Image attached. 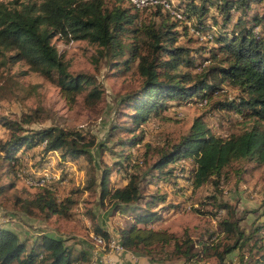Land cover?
Wrapping results in <instances>:
<instances>
[{
    "label": "trees",
    "instance_id": "obj_1",
    "mask_svg": "<svg viewBox=\"0 0 264 264\" xmlns=\"http://www.w3.org/2000/svg\"><path fill=\"white\" fill-rule=\"evenodd\" d=\"M252 2L262 3V0H184L173 3L183 9L185 16L184 20H177L159 6L135 8L129 3L125 7L115 2L106 5L104 0L0 1V55L3 51H12L7 58L9 61H23L29 70L54 82L65 98L72 99L73 94L89 81L83 74L68 71L67 63L51 43L52 38L83 40L95 46L98 55L108 56L111 60L122 56L128 45L129 52L121 64L127 67L129 62L135 61L141 81L136 92L121 101L131 103L128 117L135 128L144 124L152 113L164 110L167 102L205 99L207 103L209 97L219 95L213 92L221 89L222 82L226 81L237 93L232 98L215 101L214 105L234 112L242 121L245 117L250 121L236 133L218 136L210 132L203 115L199 114L175 143L159 150L157 158L148 164L151 172L167 167L163 170V178L190 182L194 188L204 183L215 187L219 179L227 178V170L238 178L248 171L244 170V164L250 165L249 170L264 165V39L257 26L264 19V13L248 14ZM146 9H153L152 16L159 17L157 25L141 21L140 12ZM211 9L213 14L209 13ZM207 15L220 19L221 26L208 20ZM233 16L237 20L245 19L244 23L250 20L252 24L238 30L235 29L238 22H233L231 30H222ZM190 28L211 32L207 42L216 44L208 50L212 62L199 70L196 66L201 63L187 57L188 49L176 44L184 34L192 35ZM180 67L186 70L179 71ZM192 67L196 73L187 70ZM210 78L216 82L212 83ZM98 95V90L92 88L86 98L92 101ZM2 125L9 132L0 140V158L14 172L19 170L16 167L25 151L32 159L36 154L42 156L37 171L27 172L31 177L40 173L52 150H58L60 156L70 162L80 156L91 160L88 149L93 146V140H85L78 130L56 127L23 130L14 122H3ZM140 141L139 136H133L118 145L128 148ZM39 144L40 150L34 152ZM126 155V160L114 168L117 172L122 170L127 178L124 185L108 188L109 169L105 165L98 179L99 197L108 198L113 211L127 210L135 214L133 221L115 235L124 250L150 256L171 245V255L187 260L212 258L214 264H230V256L234 254L232 258L236 264H264L261 235L264 218L246 232L238 227L237 219L220 215L216 218V230H210L205 238H198V249H194V243L187 236L178 238L153 228L149 223L160 216L150 209L160 206L168 210L170 205L165 203L164 193L141 192L138 176L129 171L137 164L130 162ZM180 158L193 161L190 174H178L174 164ZM93 184L91 180L86 187ZM33 189L40 191L25 199L15 197L14 203L27 213L38 210L46 217L65 214L69 200L58 201L53 191L46 187ZM210 199L214 209L205 211L207 216L213 218L220 210H227L231 215L226 202H219L213 196ZM142 207L143 212L136 214ZM94 233L104 239L108 236L106 230L97 226ZM83 260L81 255L73 254L70 248L62 245L60 239L40 234L32 240H22L14 231L0 226V264H77Z\"/></svg>",
    "mask_w": 264,
    "mask_h": 264
},
{
    "label": "rangeland",
    "instance_id": "obj_2",
    "mask_svg": "<svg viewBox=\"0 0 264 264\" xmlns=\"http://www.w3.org/2000/svg\"><path fill=\"white\" fill-rule=\"evenodd\" d=\"M183 1L172 0L173 3ZM104 2L106 5L115 2L121 6H129L127 0H104ZM252 3L253 6L248 14L264 13V0L262 3ZM152 10L141 11L140 19L142 22L157 25L160 19L152 16L150 13ZM209 11L213 14L212 9ZM207 17L208 20H214L221 26L220 19L209 15ZM236 17L233 16L221 29L231 30L234 26L233 22H238L235 28L238 30L252 24L250 20L244 23L245 19L237 20ZM263 21L264 19L259 21L257 26L261 38L264 39ZM193 38L186 33L178 38L176 44L186 47L187 57H191L196 63L204 62L203 66L211 63L208 50L216 46L215 42ZM51 43L67 63L68 71L71 74H83L89 83L83 84V88L73 94L72 99H67L54 82L29 70L23 61H9L7 58L12 51H3L0 55V140L5 139L9 132L6 126L2 125L3 122H14L23 130L46 127L75 129L84 135L85 140H93V146L88 149L91 160L89 162L80 156L65 165L64 162L68 160L62 158L58 150L56 155L50 153L52 165L49 170L55 174L50 189L58 201L67 199L70 203L68 206L65 205V214L46 217L38 210L27 213L14 203L15 197L25 199L40 189L26 186L15 175L16 170L14 172V169H10L0 158V187H3L0 191V226L14 231L22 240L26 238L32 240L40 234L60 239L62 245L70 248L73 254L78 253L85 259L77 264H214L212 258L195 261L175 257L169 253L171 245L165 246L163 252L153 253L150 256L126 250L117 253L107 247H95L91 238V234H95V226L106 230L108 235H116L121 227L133 221L135 214L127 210L113 211L109 199L99 197L98 179L104 165L109 169L108 188L121 187L126 183L127 178L124 177L122 170L117 172L114 169L116 164L121 165L126 160V154L130 162L137 164L131 166L129 171L138 176L141 192L164 193L165 203L170 205L168 210H163L160 206L147 208L160 216L158 220L149 224L178 238L189 237L194 243V249H198L197 240L200 236L205 238L210 230H216L217 227L216 223L213 224L212 217L204 213L212 212L214 209L211 196L229 205L231 215L227 210H222L221 216L237 219L238 227L246 232L263 220L264 165L249 170L250 165L244 164V170L248 171L240 174L238 178L229 172L231 170H227V178L219 179L215 187L211 183H204L196 188L191 187L190 182L163 178L165 175L163 170L167 167L161 171H149L148 164L157 158L158 151L175 143L187 130L191 120L199 114L203 115L210 132L218 136L236 133L250 121L246 117L242 121L234 112L214 105L215 101L221 98L228 99L236 95L237 91L230 84L226 81L222 82L226 92L209 97L207 103L202 106L190 101L167 102L164 110L152 113L144 124L135 128L128 117L131 103L127 100L121 101L126 96H132L141 81L136 73L135 61L129 62L127 67L121 64L129 52L128 45H125V53L122 56L111 60L108 56L98 55L96 47L83 40L54 37ZM125 43L128 44V41L125 40ZM185 70L184 67L179 68V71ZM187 70L191 73L197 72L193 67ZM210 81L216 82L212 78ZM92 88L98 90L99 95L98 98L90 101L86 95ZM133 136H139L140 143L128 148L118 145V142H127ZM39 146L41 144L34 152L38 151ZM28 154L30 153L25 151L16 168H22L30 173L36 172L42 156L36 154L32 159ZM192 162L188 158L184 159L181 166L176 164L174 166H177L178 174L186 172L190 174L194 167ZM91 180L94 184L87 188V183ZM143 210L144 207L136 214ZM261 235L264 246V231ZM27 244L29 245V242ZM231 262L233 263V258Z\"/></svg>",
    "mask_w": 264,
    "mask_h": 264
},
{
    "label": "built area",
    "instance_id": "obj_3",
    "mask_svg": "<svg viewBox=\"0 0 264 264\" xmlns=\"http://www.w3.org/2000/svg\"><path fill=\"white\" fill-rule=\"evenodd\" d=\"M127 2L135 7V8H148L153 6H159L162 10L167 11L170 16L177 20H184L185 16L183 13V9L180 7H175L172 0H127ZM190 32L192 36H194L196 39H199L201 41H208L211 39V32L208 31H202L200 29H193L190 28ZM204 65V62L196 66V70H199ZM226 92L225 88L222 87L221 89H218L213 92L214 95L221 94ZM229 99V98H228ZM191 103H194L198 106H202L205 103V99H197L194 101H190ZM44 142H42L43 144ZM49 153H53L56 155V151L52 150L49 151ZM51 155V154H49ZM59 159V158H58ZM184 163V158H180L176 160V165H182ZM64 164H70V161H65ZM52 165V156H47L46 163L43 169L40 171V173L37 176H29L27 175V172L25 170L19 169L16 172V175L19 179H21L26 186L31 188H51V180L54 178L55 174L51 173L49 168ZM129 170V168L127 169ZM59 171V170H58ZM221 215V210L216 213V216L213 217L212 222L215 224L216 218H218ZM92 242L94 243L95 247H107L110 251H114L117 253L125 252L123 247L121 246L118 238L115 235L109 234L106 239H104L99 234H91Z\"/></svg>",
    "mask_w": 264,
    "mask_h": 264
},
{
    "label": "crops",
    "instance_id": "obj_4",
    "mask_svg": "<svg viewBox=\"0 0 264 264\" xmlns=\"http://www.w3.org/2000/svg\"><path fill=\"white\" fill-rule=\"evenodd\" d=\"M31 151V150H30ZM151 226H152V224H151ZM108 231V230H107ZM117 235V234H116ZM234 256V254H231V256H230V259L232 260V257ZM233 263L234 264H236L234 261H233ZM233 263H230V264H233Z\"/></svg>",
    "mask_w": 264,
    "mask_h": 264
}]
</instances>
